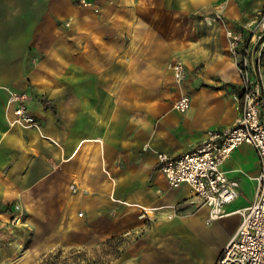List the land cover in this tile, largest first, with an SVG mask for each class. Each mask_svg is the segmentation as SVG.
I'll return each instance as SVG.
<instances>
[{
  "label": "crops",
  "instance_id": "0c3cea01",
  "mask_svg": "<svg viewBox=\"0 0 264 264\" xmlns=\"http://www.w3.org/2000/svg\"><path fill=\"white\" fill-rule=\"evenodd\" d=\"M89 1L0 0V264H215L252 201L255 150L241 144L221 164L238 196L209 224L157 154L192 152L235 122L241 78L226 32L264 0ZM13 93L36 126L16 119Z\"/></svg>",
  "mask_w": 264,
  "mask_h": 264
},
{
  "label": "built area",
  "instance_id": "2783aa9c",
  "mask_svg": "<svg viewBox=\"0 0 264 264\" xmlns=\"http://www.w3.org/2000/svg\"><path fill=\"white\" fill-rule=\"evenodd\" d=\"M89 6V0H75ZM97 11V9H95ZM226 36L230 51L238 66L241 78L239 114L235 122L219 130H207L200 147L192 152L173 157L158 153L159 170L172 188L188 185L198 202L208 208L206 223L225 215L224 207L238 196V182L229 179L221 170V164L239 145L248 144L256 152L260 172L255 178L252 201L241 210V221L224 244L215 264H264V123L260 110L264 107V89L261 80L264 55V7L256 18L242 28L228 29ZM173 76L178 84L186 79L184 65L176 61L172 65ZM24 94L13 93L10 103H16V119L29 126H36L35 117L26 106ZM190 106L188 95H181L174 107L180 112ZM19 205L15 206L19 210ZM79 215H82L79 213ZM177 216L172 207L167 218ZM11 222H19L14 215Z\"/></svg>",
  "mask_w": 264,
  "mask_h": 264
},
{
  "label": "trees",
  "instance_id": "16d2710c",
  "mask_svg": "<svg viewBox=\"0 0 264 264\" xmlns=\"http://www.w3.org/2000/svg\"><path fill=\"white\" fill-rule=\"evenodd\" d=\"M58 255L59 254H54L53 256L50 257V259L47 260H41L40 264H81L76 261H58Z\"/></svg>",
  "mask_w": 264,
  "mask_h": 264
},
{
  "label": "rangeland",
  "instance_id": "374dc122",
  "mask_svg": "<svg viewBox=\"0 0 264 264\" xmlns=\"http://www.w3.org/2000/svg\"><path fill=\"white\" fill-rule=\"evenodd\" d=\"M18 218L20 219V217L18 216Z\"/></svg>",
  "mask_w": 264,
  "mask_h": 264
}]
</instances>
